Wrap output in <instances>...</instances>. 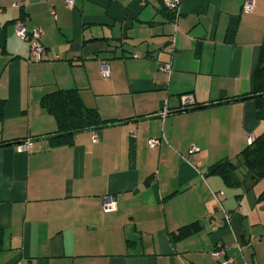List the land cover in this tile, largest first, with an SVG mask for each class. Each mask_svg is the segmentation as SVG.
Returning <instances> with one entry per match:
<instances>
[{
    "label": "crops",
    "instance_id": "obj_1",
    "mask_svg": "<svg viewBox=\"0 0 264 264\" xmlns=\"http://www.w3.org/2000/svg\"><path fill=\"white\" fill-rule=\"evenodd\" d=\"M245 1L0 0V264H222L219 245L232 264H264V186L246 169L240 187L207 174L264 130L254 99L228 101L251 91L264 40V0ZM23 13L42 31L41 61L17 34ZM70 87L105 118H131L51 146L57 119L41 99Z\"/></svg>",
    "mask_w": 264,
    "mask_h": 264
},
{
    "label": "trees",
    "instance_id": "obj_2",
    "mask_svg": "<svg viewBox=\"0 0 264 264\" xmlns=\"http://www.w3.org/2000/svg\"><path fill=\"white\" fill-rule=\"evenodd\" d=\"M166 6V5H164ZM166 8V7H165ZM169 10V8L167 7ZM171 13H173L170 10ZM171 14V16H173ZM25 19V13L19 20ZM16 20V22H17ZM19 56V55H18ZM16 56V57H18ZM251 98L257 106V116L264 120V40L261 46L259 59L253 75V87L251 91L239 96H232L228 101L235 99ZM7 100L0 97V121L5 119V108ZM41 105L57 119V130L47 135L53 147L72 145L75 143L77 134L84 130L99 129L112 124L129 120L120 118H105L99 108L87 104L78 87L59 88L42 96ZM24 140V139H21ZM11 141H1L0 145ZM25 142V141H20ZM246 169L252 174L256 183L264 178V130L247 145L234 160L224 157L210 165L207 174L219 175L229 187H240L243 184L241 172ZM245 173V172H244ZM258 201H264V190L258 194ZM202 229V223L195 221L181 226L172 234L175 239L191 236ZM4 230L0 229V249L3 248L2 237ZM131 242H129V245Z\"/></svg>",
    "mask_w": 264,
    "mask_h": 264
},
{
    "label": "built area",
    "instance_id": "obj_3",
    "mask_svg": "<svg viewBox=\"0 0 264 264\" xmlns=\"http://www.w3.org/2000/svg\"><path fill=\"white\" fill-rule=\"evenodd\" d=\"M163 1L169 9L175 10L176 12L179 11L181 0H163ZM254 1L255 0H246L244 3V7H243L244 11L250 12L254 7ZM67 2L69 5H73L74 0H67ZM17 34L22 38H28L30 40V50H29L30 59L32 61L43 60V58L46 54V48L44 47V45L41 42L42 31L40 29H33L32 31L29 32V30L25 26L24 21L19 20V21H17ZM135 56L138 57L139 54L136 53ZM101 68H102L101 70H102L103 75L105 77H109L111 74L110 65L107 62H103L101 64ZM162 69L165 71H170L171 70V64L166 63V64L162 65ZM182 100H183L182 104L184 105V107H187L190 104L194 103V98L192 97V95H184L182 97ZM254 138L255 137L253 135H251L250 141L252 142L254 140ZM92 140L94 143L99 141V136H98V133L96 130L93 133ZM160 143H161V138H159V137H153L149 140V144L151 147H157ZM31 146H32V142L29 140L20 144V147L23 150H30ZM221 194L222 193L217 192V193H215V197L217 198L219 207L223 208L222 202L220 199ZM116 204H117V201H116L114 196L105 197L103 205H104V208L106 210H112V209L116 208ZM229 248H230L229 245H219L214 251V254L217 257L223 259L222 264H232L233 263V258L230 256H227Z\"/></svg>",
    "mask_w": 264,
    "mask_h": 264
},
{
    "label": "rangeland",
    "instance_id": "obj_4",
    "mask_svg": "<svg viewBox=\"0 0 264 264\" xmlns=\"http://www.w3.org/2000/svg\"><path fill=\"white\" fill-rule=\"evenodd\" d=\"M19 43H20V44H21V43L23 44V43H26V41L20 39V40H19ZM29 45H30V43H29ZM29 50H30V47H29ZM28 57H29V59H30V54H29ZM29 59H28V60H29ZM30 61H31V59H30ZM257 183H259V184H258V187H263V186H264V178L260 179V180L257 181L255 184H257ZM261 191H262V190H261Z\"/></svg>",
    "mask_w": 264,
    "mask_h": 264
}]
</instances>
